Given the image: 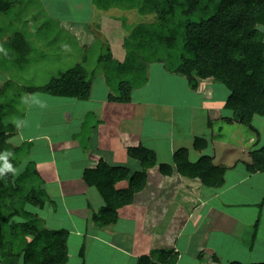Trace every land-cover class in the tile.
Segmentation results:
<instances>
[{"label": "crops", "instance_id": "crops-1", "mask_svg": "<svg viewBox=\"0 0 264 264\" xmlns=\"http://www.w3.org/2000/svg\"><path fill=\"white\" fill-rule=\"evenodd\" d=\"M27 57L29 59V55ZM160 67L167 72L163 65ZM156 68L155 65H150L148 84L155 77L153 74H158L155 72ZM4 73L6 76L0 75L2 87L11 79L8 72ZM178 75L185 78L182 81L185 89L188 90V86L191 88L188 79ZM101 76V85L105 89L100 98L93 99L92 83L90 100L57 99L39 112L40 121L36 119L38 114L33 116L29 112L27 104L17 134L9 139L14 145L30 140L31 136L24 128L36 122L41 123L42 128L49 129L44 137L35 142L38 146H44V150L55 153L60 164H51L47 160L54 172L50 175L46 171L51 169L45 166L38 168L39 171L43 170L41 175L45 181L47 200L43 207L36 209H39L38 215L44 219L48 228L69 232L66 241L68 259L65 264H143L140 256L142 253L158 264H210L212 260L217 264H229L232 261L243 264L264 262V172H251L247 169V163L252 161L251 152L264 145V118L256 115L253 128L236 122L233 111L225 106L227 93L217 95L219 81L211 79L201 81L197 89L191 88L193 97H198L201 101L195 105L187 103V114L178 111V104L161 101L165 92L158 93L153 98L152 95L143 93L144 86L134 90L132 101L126 103V109L117 111L112 107L113 116L108 115L103 111L106 102H111V89L105 75L101 73ZM191 91L189 92L192 93ZM88 101L89 104H85ZM82 104L86 105L83 112L78 110ZM87 115L96 120L91 126L96 141L98 134L103 138L114 139L107 143L111 145L110 150L106 147L96 148V142H87V138L80 136ZM116 115L119 119H115ZM32 118L35 122H32ZM224 124H238L247 129L243 133L240 129L232 131L228 128L224 134ZM71 128H74V132ZM116 136H124L126 142L122 144L116 141ZM200 137L208 142V146L202 150L194 146L195 139ZM85 143L91 145L89 149ZM139 145L154 150L158 162L172 165L173 172L163 175L158 167L149 170V179L151 177L154 180V187L150 189L147 183L146 188L139 192L143 194L145 206L143 222L141 227L139 221L135 223L136 228L132 230L127 220L129 216L137 218L129 212L132 204L117 208L116 216L107 217L108 203L105 195L83 177L85 171L92 170L94 173L99 158H104L111 165L126 163L129 160L128 148ZM180 148L188 149L191 162L209 155L213 157L215 165L226 166L224 183L208 187L198 178L180 174L173 157L174 152ZM115 149L116 153L119 152L117 158L115 152L113 156ZM122 154L123 159L120 158ZM36 159L42 162L41 158ZM57 169L63 170L64 175ZM76 179L80 183L84 181L88 189L76 184ZM92 189L96 194H92ZM135 199L136 197L134 201ZM51 201H57L58 205H52ZM159 203L163 207H159ZM147 204H153L154 211L159 207L154 214L155 218L149 219ZM171 211L172 214L167 213ZM251 213L255 214L253 218L250 217ZM247 217L248 221L245 219ZM161 218L169 221L160 222ZM154 221L156 224L159 222L158 230L161 234H155ZM206 223L209 224L206 240L200 243L199 238L206 233ZM160 225L163 226L162 229ZM165 226L169 227L167 231H164ZM155 236H158V240L161 239L158 244H154ZM147 237L149 241L144 240ZM142 241L143 246L140 245ZM163 253L168 255L167 260L157 262L156 259L161 258ZM119 258L124 259L123 263ZM19 264H23L22 261Z\"/></svg>", "mask_w": 264, "mask_h": 264}, {"label": "trees", "instance_id": "trees-1", "mask_svg": "<svg viewBox=\"0 0 264 264\" xmlns=\"http://www.w3.org/2000/svg\"><path fill=\"white\" fill-rule=\"evenodd\" d=\"M91 1L102 8L117 3L126 9H137L143 15L155 14V21L138 25L125 40L123 61L115 59L109 48L98 55V63L103 64L99 71L105 75L111 89V102H131L134 90L148 84L150 65L160 64L170 72L185 76L192 89H197L202 79L215 78L222 82L229 92L226 107L238 113L240 123L252 127L256 115L264 118V41L259 38L256 19L259 14L264 15V0ZM16 3V0H0V37H7L0 47V69L13 78L18 76L12 71L23 70L18 65L29 60L27 55L32 50L23 30L16 29L13 33L9 30L8 35L11 23L7 16ZM52 33V30L48 32V36ZM85 60L87 57L83 58ZM93 71L79 62L41 86L24 82L10 90L11 79L3 85L0 98L6 94V99L0 104V151L6 145L11 150L0 160V264L67 262L69 232L48 228L44 219L31 210L44 206L47 193L42 182L37 181L39 175L35 164L25 160L26 141L19 145L9 141L18 132L26 107L18 112L13 109L15 103L20 105L19 98L23 93L37 91L88 100L98 75V70L97 73ZM85 145L87 149L91 146ZM194 146L202 150L208 142L196 138ZM127 155L129 160L139 162L140 170L132 171L127 163L111 165L104 158L96 165L99 177L91 184H95L107 199V217L116 216L117 208L131 204L146 188L150 169L158 167L163 175L173 172L172 165L159 163L156 152L143 145L128 148ZM173 157L177 171L183 176L198 178L208 187L224 183L227 168L215 165L212 156L203 155L198 161L191 162L188 149L180 148ZM251 157L247 169L264 172V145L253 150ZM117 179L125 180L126 185L117 189ZM165 254L156 261H166L168 255ZM143 264L158 263L145 257ZM229 264L243 263L232 261Z\"/></svg>", "mask_w": 264, "mask_h": 264}, {"label": "rangeland", "instance_id": "rangeland-1", "mask_svg": "<svg viewBox=\"0 0 264 264\" xmlns=\"http://www.w3.org/2000/svg\"><path fill=\"white\" fill-rule=\"evenodd\" d=\"M17 3L13 8L10 10V15L7 16V21L11 23V28L7 30L9 35V30L13 33L16 31V29L23 30L26 36L28 37V40L30 41V45H32V50L29 54V60L28 61H22L19 63L18 66L23 67V70H16L14 69L12 72L18 76V78H13L11 76V86L9 87L10 90H13L14 86H17L18 84H29V85H36L41 86L48 81H50L51 78L55 76H59L61 72L66 71L67 69L75 66L77 63H82L88 70H94L93 72L100 74L96 76L94 79L93 89L92 92L94 93L93 99L100 98L102 96L101 92L105 89V86L101 85L102 76L100 73L101 66H103L102 63H98L97 58L100 53H103L106 48H109L112 52L115 59L123 61L126 56V50L124 42L125 40L130 37V34L140 24L143 23H151L155 21V14H146L143 15L139 12L137 9H126L124 6H119L115 4H111L108 8H102L97 5V3L93 4L92 1L89 0H16ZM110 3H113V0H110ZM116 1V0H115ZM2 17H6L2 14ZM257 22H258V28H259V38L261 41H264V15L259 14L257 16ZM13 28V29H12ZM53 31L51 36H48V32ZM22 31V32H23ZM48 36V37H47ZM7 37H0V47L2 43L4 42ZM10 50V49H9ZM87 57V61H83V58ZM16 64V63H15ZM150 65V64H149ZM153 65V64H152ZM155 67H157L155 72H158V74H153L155 77H153L150 81V83L145 86L143 89V93L147 95L154 96L158 93L165 92L166 95L164 97H161V101L174 103L178 105L184 104V106H178L176 105V108L179 109L178 111H183L184 114L189 113L188 108L186 106L187 103H193L192 105H195L196 102L200 103V99L198 97H193L194 93L191 91V88L188 86V90L185 89V86L183 85V80L185 78L180 77L178 74L170 72L166 70L167 72H164L162 68L160 67V64H156ZM160 67V68H159ZM159 69V70H158ZM1 70V69H0ZM163 71V72H160ZM6 73L4 71H0L1 76H6ZM178 75V76H177ZM211 81L216 82L215 78H207L202 79L201 81ZM176 81H178L176 83ZM210 81V82H211ZM19 82V83H18ZM209 82V83H210ZM2 82L0 81V92L4 89L2 87ZM219 89L217 90L218 94H224L227 93L228 96V89L226 86L219 82L217 83ZM8 88V90H9ZM175 91V92H173ZM191 91L192 93H190ZM10 94V91H7ZM23 97L21 99L19 98V104L15 103V108L13 110H17L18 112L20 109H24V107L29 104V112L32 113L33 116L38 114L39 116L36 117V119H39L40 121V113L42 112L46 107L50 106L54 101L57 99H68L63 97H56L52 96L50 94H47L45 92L37 91L33 94L31 93H23ZM5 95L0 98V104L5 102ZM226 96V95H225ZM5 98V99H4ZM91 98H89L90 100ZM92 99V100H93ZM200 100V101H199ZM82 101V100H80ZM87 101V100H86ZM97 101V100H96ZM90 101L85 102V104H89ZM99 102V101H98ZM100 103V102H99ZM83 105V104H82ZM226 106V101H225ZM83 107L86 109V105L79 106L78 110L83 112ZM122 111L127 108V105L124 103H113V102H106L104 111L108 115L112 114L113 111L111 108ZM194 107V106H193ZM228 108V107H227ZM228 111V110H227ZM232 111V110H230ZM80 112V113H82ZM234 116L233 119L236 122H239V116L237 112H233ZM115 119H119V117L116 115L114 116ZM32 122H35V119H31ZM85 124H83L84 130L80 134L81 137L88 138L90 143L92 141L96 142L98 146L96 148H105L110 150L111 145H107V143H111L109 141H113L114 139L110 138H103L100 137L99 134L97 135V141L94 139V134L92 133L91 126H93V123H96V120L94 117L87 115L85 118ZM226 123V122H225ZM240 124V123H238ZM238 124H234L233 126H230L228 124L223 125V131L222 133L226 134L228 131V128H230L232 131H238L239 129L244 133L246 131V127L238 126ZM61 126V125H60ZM59 126V127H60ZM77 126V125H72ZM237 126V127H236ZM245 126V125H244ZM45 127V126H43ZM74 127V128H75ZM254 127V124H252V128ZM74 128H71V130L74 132ZM26 130L31 138L30 140H26L24 150H27V156H26V162L32 161L33 164H35L36 169L44 167L47 169V174H53V169L51 166L48 165L47 160L51 162V164H60V161H57L56 154L54 155L50 150H44V146H38L35 142L37 139H40L44 137L46 131H49L48 128H42L41 123L38 122L30 124L28 128H24ZM98 130V129H96ZM260 130H262V127H260ZM59 131V130H57ZM24 135V133H23ZM21 136L22 139L24 136ZM28 137V136H27ZM118 137V136H116ZM242 139V136H239ZM116 141L124 144L126 142L124 136H120L115 139ZM122 149V148H121ZM11 150V147L9 145H6L5 148L0 151V160L3 159L7 155V152ZM116 149L113 151V153H116ZM115 153L113 156H115ZM49 155H51L49 157ZM107 155H110L107 153ZM119 152L116 153V158L118 157ZM53 156V157H52ZM41 158L42 162L37 160L36 158ZM120 158H124L123 154L120 156ZM100 159V158H99ZM111 160H113L111 156ZM25 162V161H24ZM126 163H128L130 166V169L132 171L140 170L139 162L131 160H126ZM125 164V163H124ZM61 174L64 175L63 170L57 169ZM92 170L85 171L83 179L87 182L93 181L94 179H97L99 177V173L96 170H94V173L91 172ZM82 173V172H81ZM91 173V174H90ZM43 174V170H38V182H42L44 187V178L41 175ZM82 175V174H81ZM76 184L83 186L81 188L88 189L86 183L83 181V183H80L78 179H76ZM71 182V181H70ZM74 183V182H73ZM126 185L125 180L123 179H117L115 183V187L117 189H121ZM148 187L151 189L154 187V180L150 177L148 182ZM80 187V186H79ZM167 187V186H166ZM264 187V185H263ZM45 189V187H44ZM92 194H96L95 191L92 189ZM142 196V197H141ZM136 199L134 202L129 204V206L132 210H129L130 214L136 215V219L132 216L130 217L127 214V217L129 218L128 226L129 228H136L135 223L139 221V227L142 226L143 222V214H144V207L143 206V194L139 193L136 196ZM47 200V199H46ZM49 200V199H48ZM51 204L58 205L57 201H51ZM50 205V204H49ZM146 207L147 212L149 213V219L155 218L154 214L158 212L159 207H163L161 203L158 204L159 207L155 209V211L152 208L153 204H147ZM33 212L38 214L37 209H31ZM92 210V209H91ZM132 211V212H131ZM168 211V210H166ZM41 212V211H40ZM167 213H173L167 212ZM169 214V216L171 215ZM255 214L251 213L250 217L253 218ZM249 217V215H248ZM248 217L245 218L246 221H248ZM168 222L169 219H163L161 218V221ZM123 224H125L123 222ZM153 224L156 225L155 227V234H161V231L158 230L159 228V222L154 221ZM152 224V225H153ZM205 234L199 238L200 243H204L206 240V235L208 231V223L205 224ZM121 227H123L121 225ZM162 229V225H160ZM166 227V226H165ZM242 227V225H240ZM169 227H166L164 231H167ZM141 231V230H140ZM211 232H213V226L211 225ZM210 232V233H211ZM238 233V230L237 232ZM143 239V238H142ZM145 241H149V238H145ZM161 240V239H160ZM158 240V236H155V242L154 244H158L160 242ZM141 246H143V241L140 243ZM239 246V244H238ZM143 253L140 255L141 261L144 257L142 256ZM254 255V253H252ZM256 256V255H255ZM256 258V257H253ZM121 263H123L124 259L119 258L118 259ZM210 264H215V261H210ZM128 264V263H127ZM217 264V263H216Z\"/></svg>", "mask_w": 264, "mask_h": 264}]
</instances>
